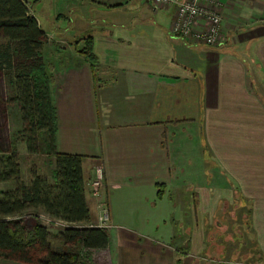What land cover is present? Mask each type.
<instances>
[{
	"label": "crops",
	"instance_id": "obj_1",
	"mask_svg": "<svg viewBox=\"0 0 264 264\" xmlns=\"http://www.w3.org/2000/svg\"><path fill=\"white\" fill-rule=\"evenodd\" d=\"M40 3L28 4L43 30ZM220 13L223 45L207 47L171 34L173 8L54 0L48 42L90 38L96 59L57 46L50 89L55 150L83 158L90 224L107 211L108 264H216L223 252L264 264V0H221Z\"/></svg>",
	"mask_w": 264,
	"mask_h": 264
},
{
	"label": "trees",
	"instance_id": "obj_2",
	"mask_svg": "<svg viewBox=\"0 0 264 264\" xmlns=\"http://www.w3.org/2000/svg\"><path fill=\"white\" fill-rule=\"evenodd\" d=\"M0 39L5 41L0 46V80L6 78L10 83L11 101L22 117L27 151L39 153L41 140L54 158L53 181L32 170L29 184H23L18 156L0 139V183L15 184L14 190L0 192V260L16 264H94L92 252L107 249V229L90 224L82 156L55 150L56 109L42 56L48 37L24 0H0ZM80 53L95 65L90 38L83 40ZM5 106L1 97L3 114ZM38 210L68 225L57 236L60 250L52 248L50 234L37 216L25 214Z\"/></svg>",
	"mask_w": 264,
	"mask_h": 264
},
{
	"label": "rangeland",
	"instance_id": "obj_3",
	"mask_svg": "<svg viewBox=\"0 0 264 264\" xmlns=\"http://www.w3.org/2000/svg\"><path fill=\"white\" fill-rule=\"evenodd\" d=\"M28 3H29V0H28ZM53 3H54V0H41V3L38 4V6L36 7V9H38L40 11V13H42V15H43V17H41L42 23H43V30L47 31V32L51 31L50 33L53 32V30L51 29V24H52V20H53L52 19V5H53ZM246 18H247V16H246ZM222 36L225 37L223 29H222ZM50 41L46 44L47 46L44 48L42 56L44 57L47 76H49L51 79L52 78V72L54 69L53 64L55 66L57 64V62L53 58V53L55 52L54 50L57 49V46H58V48H63L65 50H67L65 53V54H67V52L68 53L72 52L74 50V48H75V51H77L76 50L77 48H80V49H78V51H80L82 45H76L75 44L76 45V47H75V46H73V44L68 43V41H64V40H59L60 43H57V44L55 43V41H53V39ZM4 43H5V41L3 39H0V46L3 45ZM51 55H52V57H51ZM52 66H53V68H52ZM1 97L4 98L6 108L4 110V114L2 113V110L0 108V139H2L3 144L6 143V146L8 145L7 146L8 149L14 150L15 154L18 156L19 163H20V182L23 184H26V185L29 184L32 170H35L37 174L45 176L46 178L51 179V181H52L53 180L52 173L54 170L53 169L54 168V158L48 154L46 146L43 144V142L41 140H39V143L41 142V144H42L40 147L39 153H37V154H29L28 153V151L26 149L27 148L26 143L23 141V138H26V137L24 134L22 117H21V114H20V111H19L17 104L14 103L13 101H11L13 99V93L11 91L10 83H9L8 79H6V78H4V80H0V98ZM3 132H5V133H3ZM3 136H5V138ZM25 149H26V152L24 151ZM13 188H15V187H14L13 183H11V182L10 183H8V182L0 183V191L1 192H9L11 190H14ZM100 194L101 193L99 191L98 196H100ZM104 210H102L101 214L103 213ZM32 213L35 214V216H37V221L39 223H41L47 230H51V229L56 230V231H52L53 233L58 232V230H60V231L62 230V228L56 227V225H58L59 223H64V222L56 220V219L53 220L51 218H48L47 215H45L42 211H39V210L38 211H27V212H25V214H31V215H32ZM25 214L23 216H25ZM23 216H21V217H23ZM28 216H25V217L27 218ZM17 217H20V216H17ZM26 218H25V221L28 222V220H26ZM121 223L123 225H125V224L127 225L129 222H120V224ZM107 224L109 225L108 221H107ZM178 224H179V222L168 221V222H165L163 229L174 231V230H177ZM52 225H54V226L51 227ZM112 228H114V226H112ZM117 229L118 228H115V230H117ZM55 240H56V238H54V241ZM54 241H53V245L58 247L59 243L54 242ZM185 249H186V247H185ZM241 249L242 248L240 247V249H238V250L240 251ZM252 254H253V256H252ZM249 255L250 256L247 257L246 253L239 252V253H235V254L234 253L230 254L229 252H223V254H221V253H217L216 255L210 254V257H217L218 258L215 261L216 264H232L233 262H236V261H251L250 264H255V261L257 259L256 254L255 253H249ZM94 257H95L96 263L104 264L106 262L108 264V262H110V260L108 259V255H106V254L104 256L106 261H104L102 255H96L95 254ZM0 264H13V263L1 259Z\"/></svg>",
	"mask_w": 264,
	"mask_h": 264
},
{
	"label": "built area",
	"instance_id": "obj_4",
	"mask_svg": "<svg viewBox=\"0 0 264 264\" xmlns=\"http://www.w3.org/2000/svg\"><path fill=\"white\" fill-rule=\"evenodd\" d=\"M28 4V0H24ZM152 8H173L174 15L170 26L173 36L182 38L194 45L207 47H219L223 45L221 0H144ZM29 6V4H28ZM104 174L100 168L95 171V178L89 183L92 195L98 197L101 190ZM108 215L104 210L99 217L98 227L109 229ZM93 251L92 259L96 263L95 254L102 255L104 261L105 252ZM105 252V253H104ZM104 264H107L106 262Z\"/></svg>",
	"mask_w": 264,
	"mask_h": 264
}]
</instances>
